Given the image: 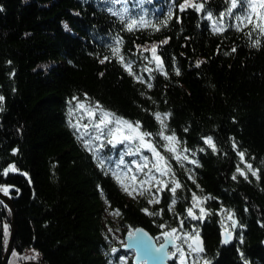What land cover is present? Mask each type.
I'll return each mask as SVG.
<instances>
[{"label":"trees","instance_id":"1","mask_svg":"<svg viewBox=\"0 0 264 264\" xmlns=\"http://www.w3.org/2000/svg\"><path fill=\"white\" fill-rule=\"evenodd\" d=\"M203 2L213 10L212 19L190 5L181 11L184 0H127V5L123 0H0V185L12 186L8 193L0 191L12 200L16 216L8 264H22L29 252L42 264H109L112 248L127 253L112 237V216L125 228L124 237L144 227L158 243L173 227L177 234L199 230L204 254L182 244L184 236L178 241L186 264H203L202 257L211 264H264V32L255 27L264 23V6L259 0H237L234 8L231 0ZM126 6L131 17L143 16L146 26L138 23L129 30L127 17L116 14ZM221 25L223 32L214 30ZM117 43L143 80L112 54L110 46ZM153 44L167 76L152 54ZM96 101L115 113L112 119L142 122L141 130L154 134L147 139L169 157L183 187L174 194L157 193L155 204L149 199L156 196L129 199L108 166L101 169L98 163V152L107 160L119 155L97 139L95 125L104 117ZM89 108L96 109L95 119L88 116ZM168 112L170 117L164 115ZM160 131L175 132L179 141H165ZM209 135L217 150L204 139ZM85 138L92 141V151ZM233 139L245 152L243 159ZM101 143L106 147L99 148ZM166 143L191 149L188 155L199 164L182 166L163 147ZM245 161L259 169V178ZM238 166L249 173L247 179L236 173ZM168 181L171 187L170 175ZM193 192L208 197L202 207L209 212L200 220L187 213L188 207L200 213L192 204ZM173 196L177 203L170 208ZM146 207L164 212L149 215ZM232 210L247 227L238 226L235 241L224 246L220 235L232 227ZM12 226L13 211L0 199V264Z\"/></svg>","mask_w":264,"mask_h":264},{"label":"snow or ice","instance_id":"2","mask_svg":"<svg viewBox=\"0 0 264 264\" xmlns=\"http://www.w3.org/2000/svg\"><path fill=\"white\" fill-rule=\"evenodd\" d=\"M115 3H121L122 0H114ZM123 2L127 5V0H123ZM259 3L264 6V0H259ZM237 4V0H231V5L232 7H236ZM186 5H190L193 8H197L203 12L206 13L207 17L209 19H212L214 16V12L211 9H205V4L203 2V0H200L199 3L196 2V0H184V3L179 5V8L181 9V11L185 8ZM252 5L250 4V7ZM2 7V6H0ZM109 12H112L113 9L112 8H108L107 9ZM170 14H171V9L169 10ZM227 12L230 13L231 9H227ZM117 15L123 17H127V27L129 30H132L135 26H137V24L139 23L140 26H146L145 23V18L143 16L138 17V18H133L129 15V7H125L123 9L122 12L116 13ZM220 16H224L225 12L221 11L219 13ZM241 17H237V20H239ZM243 18L245 20H248L249 22L250 19L247 16H243ZM164 23H167V21L165 20ZM213 24H216V21L213 20ZM67 27V25H65ZM155 27V25H154ZM236 27H239V24L237 23ZM256 28H258L261 32H264V23H257L255 25ZM215 31H220L223 32L224 31V26L221 25L218 28H214ZM168 39L170 38H166L164 41H162L161 43H167ZM123 38L122 37H118V41H122ZM256 45L259 46L260 45V41L257 40L256 41ZM137 49L141 48V45H136ZM112 54L117 55L118 59L123 63V66L130 72L132 73V75L135 76L136 80L140 81L143 80L142 75H137L135 72H132V63L134 61H127L125 62V56L122 54V48L119 46V43H117L116 45L110 46ZM145 50L147 51L148 49L145 48ZM152 54L153 56H155L156 60L159 62V68L161 71H163L164 75L167 76L168 72L165 70L164 68V62H163V58L161 56H159L157 54V49H156V45L153 44L152 46ZM232 51H235V48L232 49ZM109 56H105L103 58V60H108ZM103 60L101 62H103ZM9 63H11V61H9ZM197 64H201L203 63V60H199L196 61ZM149 73L152 72V69L149 68L148 69ZM175 72L177 74L180 73V68L177 67L175 68ZM101 75H103V73H101ZM147 84L148 88H152L153 84L148 82V81H144ZM85 95H88L87 93H85ZM4 97L2 95H0V100H3ZM74 99H78V98H74ZM96 104L100 106V109L102 111L103 114V119H100L98 124L95 125L96 130H97V139L100 140H104L107 142V145H112V146H116V145H120L123 142H128L131 141L132 143L129 145V149L131 151L140 153L141 155H143V153L141 152V146H143L144 148H148L151 150L152 153L155 154V160L152 163L153 168L156 169L157 172L162 173L164 176H169L170 178L173 180V184L170 187L169 186V181L166 179H161L159 180V182L157 183V187L159 188V191L162 193L164 191V189H169L171 193H176L177 188H181L183 187V185L181 184L180 180L175 176V169L171 166V161L169 159L168 156L164 155L160 148H158L156 146V144L150 140L147 139V137H153V133L151 131H142L141 130V124L142 122L140 121H136L135 123H133L130 120L125 119L124 117H115L116 120V124L113 127V120L112 117L115 116V113L111 112V111H104L103 110V105H100L99 101H96ZM81 108H84V104L81 103L80 105ZM3 109H0V111H2ZM87 114L89 117H92L93 119H95L96 116V109L95 108H89L87 109ZM156 116L157 119L160 118L161 113L156 112L154 114ZM165 116H171V113H165ZM123 123L128 129H131L132 134L128 135L125 133V129L121 128L119 125ZM83 127H87V125H84ZM164 128H167V124H163ZM157 135L161 136L164 138L165 141H170V142H176L179 141V137H177V135L175 134V132H173L171 135H167L164 131H160L159 133H157ZM204 139L207 141V143L209 145H211L212 150H217V145L213 140V137L211 135L204 137ZM84 144L85 146L88 148L89 151H92V141L85 138L84 140ZM106 147V144L101 143L99 145V148H104ZM164 148H167L168 151L170 153L173 154V157L176 161H178L182 166H186L185 162L186 161H190L192 164H199V161L194 159L191 155H188V153H190L192 150L187 148V147H182V148H178L176 146L175 143H166L163 145ZM233 147L237 148V151L239 152V156L241 159H243L245 157V152L239 150L238 146L236 145L235 140L233 139ZM206 150V149H204ZM13 151H18V149H13ZM97 158H98V163L101 167V169H104L106 164L108 163L106 157L102 156L99 152L97 153ZM144 161L145 163H147L149 161V157L148 156H144ZM121 163H123V160H121ZM133 164L136 165V167L141 171L144 172L145 171V167L144 165L140 164L137 161H132ZM245 163L248 164V168L253 172L254 175H257V178H259V169H254L251 163H248V161H245ZM13 171H19V169L16 168L15 164H11L9 166ZM116 168L119 169V165H116ZM9 169L5 168L4 169V174L7 175L8 174ZM109 171L111 172V174L118 180L120 181V183L123 185L124 181L121 179V177L123 175H125L126 173L124 172V170H120L119 175L117 174L116 171H112L111 168H109ZM194 171V170H193ZM193 171L189 172V176H191L193 179H195V176L193 175ZM236 173H240L244 176V178H248L249 173L247 171L244 170V168L242 167H237L236 169ZM107 174V173H106ZM25 175H27V173H25ZM133 178L135 179V176H133ZM237 176L234 173L233 175V179H236ZM158 177L153 174L151 171L148 172V175L145 179L141 180L140 183V187L133 190L127 186L124 187V191L128 192L129 194L136 196L137 194L139 195H144L143 189L145 187H147L148 189H151L152 185V181H157ZM160 184L163 185V187H160ZM10 185L4 184V185H0V190H3L5 193L9 192L10 189ZM193 200H192V204L195 205L197 208H200V213L198 214L197 212H195L193 210L192 207H188L187 208V213L189 214V216L196 218L197 220H200L201 218L205 217L207 215V213L209 212L208 208H204L202 207V202L207 200L208 197L204 196V197H200L197 196L195 194V192H193ZM149 196H156V199H149V203L151 204H155L159 201L160 197L156 195V193H152L149 192ZM198 201H200L201 203H197ZM177 203L175 197L173 196V198L171 199V203L169 204V207L171 208L173 205H175ZM118 211V210H117ZM144 212L148 213L149 215H162L164 212V209H159L158 212H150L149 209L146 207L143 209ZM228 219L232 222L233 225H238L240 228H246L247 225L241 223V221L235 216V210H232L229 213ZM181 225L184 223L183 220L180 221ZM261 223H264V221H261ZM7 227V226H5ZM161 227L167 228V225H161ZM193 227H196L195 225H193ZM141 233H143V229H134L133 231H130L128 233V237L129 240L131 241L134 237L136 240H142V236ZM178 233V229L173 227L171 228L169 231H165L164 233H162L161 235L164 237H168L169 239H167L165 241V243L163 244H158L156 246H154L152 249H150L147 253V255L145 257H141L140 255L136 256V260H137V264H146V260L152 256H157V257H161V258H166L168 256H176L177 253H179V259L181 261V264H184V259H185V255L186 252L184 250V248L182 247L181 244H177L175 251H170L168 248V245L171 243H174L176 241L180 240L181 236L187 237V239L182 241V244H186L188 249L191 250L194 253H203L205 252V248L203 245V238L200 236L199 230H197L195 233L193 232H180ZM235 235V233H233L232 231H230L229 229H225V237L223 240V243H228L233 236ZM239 240L243 241L244 240V236L243 234L239 235ZM132 243L130 242L129 244H125L124 247L126 248H130L132 247ZM35 251V250H33ZM112 252H116L117 249L116 248H112L111 250ZM244 253L241 252V256H243ZM26 259H30V257H25ZM121 259L126 260V257H122ZM203 264H211V261L203 258ZM192 264H195V261H192ZM246 264H251L250 261H247Z\"/></svg>","mask_w":264,"mask_h":264},{"label":"rangeland","instance_id":"3","mask_svg":"<svg viewBox=\"0 0 264 264\" xmlns=\"http://www.w3.org/2000/svg\"><path fill=\"white\" fill-rule=\"evenodd\" d=\"M113 126H115L116 124V120L113 118ZM121 128L125 129V133L128 135H131V129H128L123 123H121L119 125ZM131 141L128 142H123L120 145H116L114 146L115 149H117V153L119 155V157H114L113 160H107L108 163L106 164L105 167L108 166V169L111 168L112 171H116L117 174L119 175L120 170H124V172L126 173L125 175H123L121 177V179L124 181V184L122 185L120 183V181H118L114 176L115 180L117 181L118 185L121 187V189L124 191V187L127 186L133 190L137 189L140 187V181L145 179L148 175V172L151 171L153 174H155L158 177L157 181H152V187L151 189H148L147 187H145L143 189L144 195H139L137 194L136 196H133L131 194L127 193L128 198L131 199L132 197L137 198L139 197H150L149 196V192L152 193H159V188L156 186L157 183L159 182V180L161 179H169V176H164L162 173H159L156 171L155 168H153L152 163L155 160V154L151 152L150 149L148 148H144L143 146H141V152L143 153V155H141L140 153L131 151L129 149V145L131 144ZM148 156L149 157V161L147 163H145L144 161V156ZM115 156V155H113ZM121 160H123V163H121ZM132 161H137L140 164L144 165L145 167V171L141 172L135 164L132 163ZM116 165H119V169L116 168ZM133 176H135V179L133 178ZM160 187H163L162 184H160ZM154 196H151V198H153ZM111 221H112V227H109L110 231L112 232V237L115 240V242L117 244H120L121 246L125 244V237L123 236V230L125 228L120 226L119 222H116L115 217H111ZM187 239V237H184V240ZM118 251V249H117ZM117 251L114 252V256L112 258V260L110 261L109 264H130V262H133V258L135 256V254L133 252H127V253H119L117 254ZM117 254V255H116ZM12 255V253H11ZM10 255V257H11ZM25 257H30V259H26ZM36 255H33L31 252L27 253L24 256V261L25 262H31L34 261L32 260V258L36 259ZM122 257H126V260L121 259ZM10 259V258H9ZM178 263L177 264H181V261L178 257L177 259ZM23 262V263H25ZM187 259H184V264H186ZM134 263V262H133Z\"/></svg>","mask_w":264,"mask_h":264},{"label":"water","instance_id":"4","mask_svg":"<svg viewBox=\"0 0 264 264\" xmlns=\"http://www.w3.org/2000/svg\"><path fill=\"white\" fill-rule=\"evenodd\" d=\"M0 199L3 200V202H5L7 205H9V207L12 209L13 211V226L11 229V236H10V242L8 245V249L4 258V262L3 264H8L10 255L13 251V242H14V238H15V234H16V216H15V210L12 204V200L10 198H8V196L6 194H4L3 192L0 191ZM136 229H143V233H141V236L143 237L142 240H136L135 237L130 241L128 234L125 236V244H129L130 242L132 243V247L130 248H126L124 247V245L122 246V250L126 251V252H133L135 254L134 258H133V262L134 264H137V260H136V256L140 255L141 257H145L148 253V251L150 249H152L154 246L158 245V244H163L165 243V241L167 239H169L168 237H163L162 241L160 243L157 242V240L154 238V236L144 227H139ZM238 229V225H233L232 224V232L235 233V235L233 236V238L228 242V243H223L224 237H225V230H223L221 232L220 238H221V243L224 246L230 245L231 243H233L236 239V232ZM201 236V235H200ZM202 237V236H201ZM203 238V237H202ZM178 244V241L171 243L168 245L169 250L171 251L173 248L176 247V245ZM203 245L205 248V240L203 238ZM203 253H198V254H204ZM174 259V256H168L166 258H161V257H157V256H152L150 258H148L146 260V264H172V261ZM22 264H42L41 262H25Z\"/></svg>","mask_w":264,"mask_h":264},{"label":"flooded vegetation","instance_id":"5","mask_svg":"<svg viewBox=\"0 0 264 264\" xmlns=\"http://www.w3.org/2000/svg\"><path fill=\"white\" fill-rule=\"evenodd\" d=\"M230 231H232V227H231V229H229ZM173 251V250H172Z\"/></svg>","mask_w":264,"mask_h":264}]
</instances>
